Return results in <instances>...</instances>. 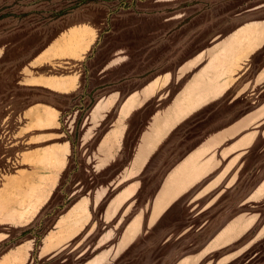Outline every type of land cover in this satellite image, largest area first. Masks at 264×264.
<instances>
[{
	"label": "rangeland",
	"instance_id": "374dc122",
	"mask_svg": "<svg viewBox=\"0 0 264 264\" xmlns=\"http://www.w3.org/2000/svg\"><path fill=\"white\" fill-rule=\"evenodd\" d=\"M257 2L264 0H0V259L16 249L10 257L2 258L0 264H176L182 257L181 264H264V196H251L256 189L260 195L264 194V82H253L255 72L264 65V46L247 60L248 69L233 86L176 128L135 178L140 180L141 189L133 212L147 202L148 217L150 202L166 173L206 139L216 135L223 139L214 153L219 158L217 169L181 198L165 218L147 226L127 249L122 251V245L111 257L106 252L94 259L118 239L116 235L110 242L93 248L106 225L111 227L114 223L102 221L104 205L108 197L131 180L121 183L97 208L95 217L101 224L87 226L54 257L37 254L42 236L52 228L59 212L82 196L91 195L99 183L117 176L129 164L127 160L101 168L105 163L96 165L70 158L59 178L58 192L31 221L48 196L45 190L49 179L45 174L59 165L55 159L65 156L64 151L54 150L53 144L69 140L76 145L83 132L81 123L92 104L89 101L84 110L75 112L84 84L65 95L33 85L31 82L36 80L31 81V77H52L62 89L75 88L80 81V85L87 82L89 88L91 83L112 79L116 84L123 83L127 93L139 90L156 75L175 74L176 79L162 90L168 91L166 99L156 104L154 97L130 117L127 142L134 144L137 135L147 129L154 112L164 109L206 63L222 77L226 67L232 65L231 76L240 59L233 52L235 44L224 46L214 55L210 54L212 45L247 15L237 13ZM250 13L254 14L246 19H264L263 10ZM82 24L94 31L75 30L59 47L80 59L41 56L56 37ZM103 74L108 76L100 77ZM62 77L71 79L58 80ZM36 103L56 104L58 118L55 111L45 108L39 117L30 119L25 111ZM131 104L136 105L134 99L127 100L126 105ZM124 108L123 105V116L129 114V109ZM116 112L117 109L105 121L104 128ZM256 115L263 118L250 123ZM55 118L60 128H51ZM250 135L255 137L246 147L244 143ZM27 153H31V160L27 159ZM137 162L142 165L140 160ZM27 168H31V177L21 175ZM221 179L222 183L215 187ZM77 181L84 183L83 188L68 198ZM212 187L196 201L195 209L191 210L194 203H185L200 190ZM76 214L78 219L66 229H63L65 220L58 222L62 233L49 237L46 250L83 230L89 221L87 208L81 205ZM236 217L246 221L257 219L245 234L242 233L252 221L236 230L227 226L214 237ZM24 223L27 224L20 225ZM31 238L36 240V248L29 253ZM55 239L57 242H53ZM23 243L27 245L19 249Z\"/></svg>",
	"mask_w": 264,
	"mask_h": 264
},
{
	"label": "crops",
	"instance_id": "0c3cea01",
	"mask_svg": "<svg viewBox=\"0 0 264 264\" xmlns=\"http://www.w3.org/2000/svg\"><path fill=\"white\" fill-rule=\"evenodd\" d=\"M259 10L264 11V2H257L253 4L251 7L237 13V16L244 14L252 15L254 13L250 12H256ZM247 15L244 16L246 17ZM245 17L243 18L244 20L233 30H231L226 36L220 38L219 41H217L218 43L215 42L212 45V50L210 52L211 55H214L215 53L221 51L224 46H227L231 43L235 44L233 52L236 54V57L240 59L237 61V66L233 64V66H235V70L231 73V76L229 75V69H231L232 65L226 67L225 77H222V75H219L214 68L207 67L209 62L206 63L198 71V73H196L188 82H186L179 92L172 97L171 101L164 109L158 111L156 110L154 112V114L151 116V120L149 121L150 124L147 126V129L142 130L137 135L136 142L134 144L127 142L130 131V126L128 124L130 117H132L135 112L142 109L152 98L156 97V104L166 99L168 96V91L163 93L162 90L168 87L176 79L175 74L167 72L161 75H156L154 78L144 83L139 90H132L127 93L122 87L123 83L116 84V81L114 82L112 79H106L102 83H91L89 88L86 86L87 82H82L80 85V81L77 83L75 88L62 89L55 85L57 80L52 77H31V81L36 80L31 82L33 85L47 87L54 92L65 95L72 94L79 88L83 87L84 84L85 87H83L84 89L81 94L82 96L76 104V113L84 110L88 102L92 101L90 109L81 123L80 128L83 129V132L80 134L76 145H74V143L69 140L53 144V149L64 151L65 156L59 160L55 159L59 165H57V167L54 166L55 168L52 167L45 174L49 179L47 185L48 189L45 190V193L48 196L43 201V204L37 210L31 221H33L34 218L40 214L41 210L50 203L52 197L58 192L59 188L61 187L59 178H61V174H63L64 170H66V162L70 158L75 159V161L78 162L96 163V165L98 163H105L101 168H105L110 163L116 161L127 160L129 163L117 176L110 179L106 183H99L91 195L82 196L70 206L65 208V210L59 212L56 219L54 220L52 228L47 230L41 238L40 244L37 247L38 256H56L65 250L69 245H71V243L82 234L87 226L92 225V227H95L96 224H101L100 219L95 217L97 208L121 183L131 180L125 186L116 191L112 196L108 197V200L106 201V204L102 210V221L107 224L110 222L114 223L111 227L106 225V230L100 234L97 242L93 246L94 249H97L103 244L110 242L115 238L116 235H118L116 243L101 251L94 257V259L106 252H108V256L111 257L114 253H116L119 246L122 245V251H124L145 231L147 226L152 227L160 220L165 218L172 207L178 201H180L181 198L188 194L202 179L217 169L219 166V158L214 157V153L223 141L220 135L212 136L190 150L166 173L159 189L150 202V214L148 217L146 216V212L148 210L147 202L145 206L140 207L138 212H133L135 209L136 195L141 189L140 180L135 178L142 172L151 156L154 155L156 151H158V148L164 144L165 140L170 137V134L183 122L197 113L209 102L223 96L233 86L236 80H238V78H240L241 75L246 72L249 67L247 60H249V58L257 51L263 48L264 19H246ZM80 29H86L89 30V32L94 31V28L87 24L72 27L56 37L41 53V56L44 55L47 57H52L51 59H80L73 54H67V51H62L59 48L65 37L69 36L75 30ZM92 45L93 42L84 55L89 52ZM229 49L230 48H224L223 50ZM62 52L66 54H61ZM232 57H234V55H231V58ZM39 58L40 56L36 57V59ZM45 62L46 60L43 61V63ZM226 65H228V63ZM187 68H189V66ZM106 76L108 75L103 74L100 77L106 78ZM180 78L181 77H177V80ZM70 79L71 78L69 77H62L58 80L66 81ZM253 82H264V65L255 72ZM135 98H140L141 101H138ZM131 99H134V104L136 105H126L127 100ZM183 99H185V101L180 103V101ZM206 99L208 101L203 102ZM198 104L200 105L197 106ZM123 105L125 107L124 109H129L128 115L123 116L121 114V108ZM99 106L104 107L99 109ZM45 108L55 111L57 116L56 118H58L57 113L59 110L56 104L36 103L29 106L25 112L31 119V116L39 117V113ZM115 109H117V112L113 120L106 126V128H104L105 121L111 116ZM257 115L251 119L250 123H254L255 121H259L263 118H257ZM56 118L51 122V128H60V122L56 121ZM58 134L63 135L65 132H60ZM254 137L255 135H250L246 139L244 143L246 147L253 143ZM140 156H142V158H140ZM26 157L27 159L31 160V153H27ZM139 160L140 163H142L140 166L138 165L139 162H137ZM21 175L31 177V168H27L21 173ZM221 183L222 179L215 185V187ZM83 186L84 183L77 181L74 184V188L76 187V189L74 191H70L67 197L69 198L70 196L79 192ZM213 188L214 187L205 191L200 190L192 198L186 200L185 203H187V205L194 203V205L191 207V210L195 209L196 201L205 196ZM254 195H258V197L264 196V194L260 195L257 189L251 193V196ZM255 200L256 198H251V201ZM81 205H84L87 208L89 214V221L83 230L77 235L65 239L61 243L56 244L55 246L46 250L49 244V237L52 235L60 236L62 233L60 231L61 228L58 222L65 220L63 229H66L68 226L72 225L75 220L78 219L76 213H78ZM200 212L202 211L200 210L199 213ZM256 219L257 218L253 217L251 220H248L252 221V224L242 234H245L254 225ZM248 221L242 217H236L234 220L225 225L218 232L219 234L217 233L214 237L217 238L227 226L231 227L230 230H236L238 227L244 225ZM123 222L125 223L123 229L120 234H117V230ZM25 224L27 223L20 225ZM203 225L204 224L200 225L199 228H202ZM133 229L134 232L132 233ZM57 240L58 239H55L53 242H57ZM28 242H31V250H29L30 253V251L32 252L36 248V240L31 238V240ZM26 243L21 244L19 249L27 245ZM15 250L16 249H13L7 252L2 258L10 257L12 255V251ZM181 259H179L176 264ZM65 261L66 259L62 260L61 262ZM182 262L183 261L179 262L178 264H181Z\"/></svg>",
	"mask_w": 264,
	"mask_h": 264
}]
</instances>
